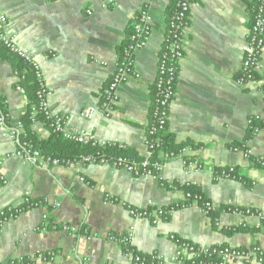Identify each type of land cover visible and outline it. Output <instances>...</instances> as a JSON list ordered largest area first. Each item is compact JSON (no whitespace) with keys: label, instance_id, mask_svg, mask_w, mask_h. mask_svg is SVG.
Instances as JSON below:
<instances>
[{"label":"crops","instance_id":"obj_1","mask_svg":"<svg viewBox=\"0 0 264 264\" xmlns=\"http://www.w3.org/2000/svg\"><path fill=\"white\" fill-rule=\"evenodd\" d=\"M177 2L0 0V11L8 18L7 34L16 36L17 43L41 65L52 93V110L65 117L69 129L85 131L99 142L124 144L140 157H149L146 136L152 88ZM251 4L252 0H194L168 127L178 144L191 142L200 147L165 164L162 181L107 165L45 171L14 155L6 160L3 173L8 184L0 187V207L20 206L29 197L48 200L50 209H34L3 227L0 263L52 251L56 253L54 262L36 260L34 264H132L122 245L109 238L130 233L131 247L144 255H156L160 264H180L172 236L205 247L259 246L264 251L262 217L221 213L220 227L259 229L229 237L216 230L199 207H176L184 202L185 193L175 185L192 184L221 208H253L264 217V170L249 162L250 156L264 157V131L248 138L250 119H264V49L258 79L245 85L237 80L253 24ZM142 12L151 16L152 31L147 45L135 55L140 78L120 86L119 102L106 114L101 111L103 92L115 72L127 29ZM16 73L9 60L0 59V98L9 130L21 122L30 103L23 89L17 90ZM88 108L97 111L91 120L82 117ZM32 131L39 141L50 138L42 123L35 124ZM245 141L247 151L233 149ZM17 148L0 132V154L12 155ZM190 164H198L201 170ZM229 167L240 168L253 185L227 178L215 181L214 170ZM107 196L117 201L107 202ZM127 206H175L177 210L154 225L134 219ZM45 215L58 224L87 228L89 235L48 230L45 225L42 231Z\"/></svg>","mask_w":264,"mask_h":264},{"label":"built area","instance_id":"obj_2","mask_svg":"<svg viewBox=\"0 0 264 264\" xmlns=\"http://www.w3.org/2000/svg\"><path fill=\"white\" fill-rule=\"evenodd\" d=\"M157 1V0H153ZM194 0H178L175 10L173 11L172 17L168 21L167 31L164 38V47L162 52L159 55V63L157 69V77L155 84L161 88L165 84L169 87L164 91V98L159 101L160 111L157 114H154L157 119L160 121V127H164L169 122V114L170 107L173 103L176 93L171 86L176 81L175 76V65H179L180 61L184 57L185 50V41L188 34L189 29V20H190V12L193 5ZM259 7L256 13V16L253 20V24L250 30V36L247 44L245 59L243 61V65L241 68V74H243L242 78L238 80V83L241 85H245L248 82L254 81V75L258 72L260 58L262 51L264 49V0H260L258 2ZM151 24L152 18L147 12H142L139 17L138 23L135 25V36L132 38L133 43L130 44L124 51L121 59L118 60L115 68V72L109 81L107 87L103 92L102 97V108L106 114H110L114 107L119 102V94L118 90L121 85L126 83L131 78L139 79L140 75L135 71V55L136 53L143 49L149 40V36L151 34ZM7 26H8V18L0 11V41L15 55L20 57L22 60L30 64L34 70L35 75L38 80V93L41 102H40V110L45 113V117L47 120L51 121L50 127L54 129L56 132H60L64 135L65 138L73 139L80 144H88L91 143L93 146H106L109 145L105 142H99L96 140L94 136L85 132V131H73L68 128L67 120L64 116L57 115L52 110L50 105V97L52 96L51 90L49 89L47 79L45 77V73L41 67V65L34 59L32 54L23 49L18 43L16 36H11L7 34ZM173 61L174 64H168V58ZM166 75H169L167 78ZM18 78V73H16ZM20 80V77L18 78ZM17 90L21 91L22 88L20 85L17 86ZM264 95V88H263ZM96 109L88 108L83 111L82 117L91 120L96 114ZM37 110H33V116H36ZM45 125L44 122H41ZM150 127V124L148 125ZM264 131V130H263ZM0 132H2L5 136L9 137L16 145L17 150L12 155H2L0 154V187L6 186L8 184L7 178L3 173V166L6 160L10 157L17 156L27 163L33 165L39 170L49 171L53 168H73L80 169L89 165H107L113 166L115 168L123 169L129 172L130 174L136 177H144V176H155L161 180V173L165 168V164L156 163L154 165L155 172L157 175H153L152 171H147L142 173L135 163H128L126 160L118 159L116 161H109L105 159L97 160L94 157H81L79 160L74 161H65L60 159H53L48 156H42L38 151L34 150L32 146H29L28 143H21L19 136L24 133L23 124L19 122L15 129L9 130L5 125V116H3L0 108ZM156 132V128H152L150 130L151 134ZM116 144V143H115ZM147 144V143H146ZM148 150L152 149V146L147 144ZM249 154H247L248 156ZM148 158V157H147ZM144 167L148 165V162H144ZM193 169L198 172L201 170V166L198 164H190ZM214 178L217 180L223 179L224 176H216ZM162 181V180H161ZM184 200L190 197V194H185ZM32 198L26 197L22 204L17 207H8L1 208L0 207V232L3 227L21 215L30 212L34 209L46 208L43 205L48 204L49 202L46 199H43L39 202H34ZM107 202H116V199H112L109 196L106 198ZM199 207L198 201L195 199L189 205L177 204L176 207H181V209L191 208V207ZM200 208V207H199ZM127 209L130 215L136 220H149L154 225L160 223L163 220H167V215L169 216L174 210H171L165 214H163L164 208L159 207H151L147 209H138L132 206H127ZM205 215H207L210 211L220 213H233L240 216H261L258 210L253 208H221L216 204L208 201L205 206L200 208ZM165 216V217H164ZM48 218L47 215L44 216V221ZM42 231H45L46 228L41 227ZM62 230L71 235L76 236H87L89 235V231L87 228H77L69 225H63ZM111 241L117 242L121 245L132 246L133 235L130 233L125 236H115L109 235ZM178 246V251L175 256V259L180 262V264H187L185 261V257L189 258H199L202 254L211 255L212 253H218L219 264H264V251L259 246H254L250 248H235V247H227L219 252L215 250V246H196V250L188 244L180 245L178 243L177 237L172 236L171 238ZM190 251V253H188ZM127 257L132 259V264H147L140 257L134 258L132 252H127ZM56 259L55 252H46L39 253L36 256L26 255L19 258H15L8 264H34L36 260L42 262H54ZM2 264V263H0ZM203 264V263H199ZM213 264V263H208Z\"/></svg>","mask_w":264,"mask_h":264},{"label":"trees","instance_id":"obj_3","mask_svg":"<svg viewBox=\"0 0 264 264\" xmlns=\"http://www.w3.org/2000/svg\"><path fill=\"white\" fill-rule=\"evenodd\" d=\"M260 0H252V4L250 7V12L252 14L253 20L256 16V13L258 11L259 2ZM175 10V7L173 11ZM170 16V18L173 15ZM140 15L129 25L127 29V35L126 39L123 43V45L120 47V56L119 59H121L125 49L133 43L132 38L135 36V25L139 21ZM0 59L2 60H9V62L13 65L14 70L18 73V78L20 77V80H18V85L21 86L23 91L26 93L28 99H29V106L26 114L22 117L21 123L23 124V130L24 133L19 136L21 143H28L29 146H32L34 150L38 151L42 156H48L53 159H60L65 161H74L79 160L81 157H94L97 160L105 159L109 161H116L118 159L126 160L128 163H135L138 167V169L144 173L147 171H152L153 175H157L154 169V165L156 163L159 164H167L168 162L174 160L178 156H183L184 153L188 149H198L200 146H197L191 142L187 143H181L178 144L175 141V137L169 132V122L164 127H160V121L157 119V117L154 114H157V112L160 111V105L159 101H161L164 98V91L166 88H168V85H164L161 88L154 84L152 88V110H151V116H150V127H148L147 130V136H146V143L149 146H152V149L149 150L150 156L147 157H140L134 150L128 148L124 144H109L106 146H93L91 143L88 144H80L76 142L73 139L65 138L64 135L60 132H56L54 129L50 127L51 121L47 120L45 117V113L40 110V98L37 95L38 93V80L35 75L34 68L22 60L17 55L13 54L1 41H0ZM174 60L168 58V64H174ZM179 65H175V76L176 81L171 86L173 87L175 93L177 91V80L179 76ZM243 74H239L237 80L241 79ZM168 78L169 75H166ZM254 80L258 79L257 75L253 76ZM264 88V86H263ZM0 108L3 116H5V125L9 129L11 127L10 121L8 118H6V109L3 104L2 99L0 98ZM36 109L37 113L36 116H33V110ZM44 122L45 126L48 128L50 132V138L46 141H39L37 139V136L32 131V127L37 124ZM152 128H156V132L154 134L150 133V130ZM264 130V119H258V118H251L250 119V126H249V137L254 135L257 131ZM247 141L243 144L234 145L233 149L239 150L242 149L243 151H247L246 147L244 146ZM186 159V158H185ZM188 162H193V159H186ZM144 162H148V165L144 167ZM249 162L251 164V167L258 168L261 170H264V157L255 158L250 156ZM214 173L216 176H224V178L232 179L236 181H240L241 183L245 184L248 187H251L253 184L252 182L242 175L241 169L237 167H229V168H223V169H217L214 170ZM86 181V180H85ZM216 181V179H215ZM177 189L182 190L185 194H190V197L185 199L184 202L180 204L182 205H189L192 203L195 199L198 201L199 207L203 208L205 204L209 201L204 193L201 191L200 187L196 185L189 184L188 186H179L175 185ZM167 187V185H166ZM43 199L35 200L34 202L42 201ZM44 207L50 209V206L48 204H44ZM179 209L181 207H178ZM224 209V208H223ZM171 210H177V208L174 207H168L163 209V214L171 211ZM220 211L213 212L210 211L207 216L211 219L213 226L216 230L219 232L232 237L236 234L240 233H256L259 231V229H252L248 228V226H232L223 228L219 225V216ZM165 217V216H164ZM168 219V215L166 217ZM263 226H264V219ZM44 225L48 230H62L63 224L55 223L53 218L48 217L45 221ZM178 243L180 245L188 244L189 246L193 247L194 250H196V246L192 245V242H188L185 240H182L177 237ZM229 247L228 245H220L215 246V250L217 252ZM123 252L127 254V252H132L133 257L137 258L140 257L144 262L147 264H160V261L157 259L156 255H144L139 252H137L133 247L128 245H122ZM190 253V251L188 252ZM218 253H212L211 255H204L202 254L199 258H189L188 256L185 257V261L187 264H219L218 260Z\"/></svg>","mask_w":264,"mask_h":264}]
</instances>
